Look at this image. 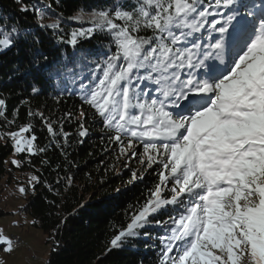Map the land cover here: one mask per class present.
I'll return each mask as SVG.
<instances>
[{"label":"snow or ice","instance_id":"snow-or-ice-1","mask_svg":"<svg viewBox=\"0 0 264 264\" xmlns=\"http://www.w3.org/2000/svg\"><path fill=\"white\" fill-rule=\"evenodd\" d=\"M235 3L136 0L131 9L117 5L72 18L87 19L90 26L72 31L68 44L76 46L102 32L111 35L116 49L103 66H96L102 73L96 83L81 84L84 101L114 131L111 139L122 154L140 142L142 163L160 166L146 202L111 239L114 248L136 237L152 214L175 205L180 211L171 220L170 235L162 238L160 264H264V9L247 12L249 21L233 9ZM206 27L215 42L202 45L193 37ZM148 31L151 35L139 34ZM16 32H0V50L15 45ZM226 36L231 59L224 71L199 78L195 70L213 53L225 63ZM4 105L0 99V109ZM46 127L56 135L51 123ZM31 130L27 123L7 134L15 152L37 151L35 134L25 135ZM87 133L81 125L80 137ZM132 178L137 179L136 173ZM36 180L32 176L30 183ZM0 243L7 245L4 251L12 250V241L2 233Z\"/></svg>","mask_w":264,"mask_h":264},{"label":"trees","instance_id":"trees-1","mask_svg":"<svg viewBox=\"0 0 264 264\" xmlns=\"http://www.w3.org/2000/svg\"><path fill=\"white\" fill-rule=\"evenodd\" d=\"M135 3L0 0V32L17 30L15 45L0 50V99L5 100L0 109L4 112L0 116V184L21 183L17 171L37 177L31 187L28 179L22 183L25 196L20 210L31 217V225L46 238V264H160L162 238L170 235L171 220L180 211L168 205L152 214L149 220L154 224L141 229L136 237L126 239L119 248L110 245L148 199L158 183L160 166L142 163L144 149L140 142H134V149L122 154L120 144L111 139L114 131L105 128L84 101L81 84H95L102 74L96 66H103L116 50L111 35L94 33L76 46L66 41L72 31L90 26L87 19H72L77 14L87 17L94 9L113 10L117 5L131 9ZM202 3L211 4L213 0ZM252 7L261 9L262 1L237 0L233 9L239 12ZM53 23L59 27L47 26ZM208 32L206 27L193 39L198 36L200 43L207 45L213 41ZM139 34L147 36L151 32ZM137 83L153 90L147 82ZM29 111L42 116H29ZM45 118L55 136L48 132ZM27 123L32 130L25 135L35 134L37 151L18 153L16 166L9 160L13 142L7 134ZM81 125L88 130L84 137L79 135ZM127 139L123 137L125 145ZM133 173L137 175L135 180ZM170 187L166 197L171 195Z\"/></svg>","mask_w":264,"mask_h":264},{"label":"rangeland","instance_id":"rangeland-1","mask_svg":"<svg viewBox=\"0 0 264 264\" xmlns=\"http://www.w3.org/2000/svg\"><path fill=\"white\" fill-rule=\"evenodd\" d=\"M264 9V0H262ZM237 3V0H236ZM261 9V10H262ZM257 11L256 7L250 9H243L239 11L245 13L246 20L251 21V17L246 15L247 12L251 11L253 13L259 14L260 11ZM218 37V34H216ZM211 41L210 43H214ZM209 51H212L209 49ZM231 59V43L228 37H225V50H224V61L221 63L220 59L213 57L205 59L204 67L196 69V73L199 78H209L216 77L220 72L224 71V67L227 62ZM173 111H182L179 109H173ZM9 136V135H7ZM9 138H11L9 136ZM12 139V138H11ZM13 142V141H12ZM17 152H15L13 147V152L9 157V160H16L18 162ZM132 165L134 163H131ZM16 166L18 165L15 164ZM16 177L21 183L14 184H5L2 182L0 184V211H3L4 214L0 215V233L9 238V235H16L22 239L24 245L19 248H12L11 251H4V248L7 247L6 244L2 249H0V264H46V259L49 253V245L46 244V238L41 230L35 228L31 225V217L25 214L20 210L22 204L24 203V193L19 189L23 187L22 184L28 179V184L31 187L32 181L30 183L31 177L29 174L16 172ZM24 188V187H23ZM154 222H150L149 225H153Z\"/></svg>","mask_w":264,"mask_h":264},{"label":"bare ground","instance_id":"bare-ground-1","mask_svg":"<svg viewBox=\"0 0 264 264\" xmlns=\"http://www.w3.org/2000/svg\"><path fill=\"white\" fill-rule=\"evenodd\" d=\"M9 238H13V239H15V241H17L18 244H24V242L22 241V239H21L20 237L16 236V235H12V234H10V235H9Z\"/></svg>","mask_w":264,"mask_h":264},{"label":"built area","instance_id":"built-area-1","mask_svg":"<svg viewBox=\"0 0 264 264\" xmlns=\"http://www.w3.org/2000/svg\"><path fill=\"white\" fill-rule=\"evenodd\" d=\"M12 241V248H19L20 246L24 245V244H18L17 241H15V239L13 238H9Z\"/></svg>","mask_w":264,"mask_h":264}]
</instances>
